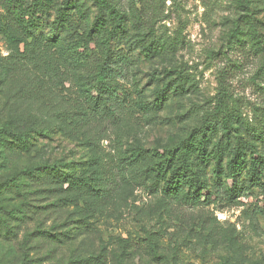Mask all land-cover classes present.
Wrapping results in <instances>:
<instances>
[{
    "label": "rangeland",
    "instance_id": "obj_1",
    "mask_svg": "<svg viewBox=\"0 0 264 264\" xmlns=\"http://www.w3.org/2000/svg\"><path fill=\"white\" fill-rule=\"evenodd\" d=\"M65 5L80 34L104 21L100 36L131 65L120 118L89 134L74 123L99 41L89 52L62 41ZM48 15L30 57L0 35V264H264L252 175L255 160L264 181V0H105L102 13L93 0H53ZM220 101L232 133H208L190 158L217 194L198 206L165 196L146 170Z\"/></svg>",
    "mask_w": 264,
    "mask_h": 264
},
{
    "label": "trees",
    "instance_id": "obj_2",
    "mask_svg": "<svg viewBox=\"0 0 264 264\" xmlns=\"http://www.w3.org/2000/svg\"><path fill=\"white\" fill-rule=\"evenodd\" d=\"M93 2L99 12L102 13L105 0H93ZM238 2H241V0H238ZM52 4L53 0H0V35L12 46V55L30 57L29 54H31L33 49L29 47L33 48L37 40L33 36L31 29L35 30V28L41 26L42 20H46L49 16ZM103 23L104 21L99 24L101 27L98 32V25H94L88 33L83 32L80 34L79 27L75 24L74 14L71 12L69 5H65L58 11L57 24L62 28L63 42L71 38L73 47L89 52L91 44L96 40L99 41L96 42L98 45L96 48L99 51L96 54L97 64L93 67L92 75L86 80L89 85H92V90L86 92V102L83 103L85 107L81 103L77 104L79 111H76V114H80V118L74 123L75 130L84 134L91 133L93 129L100 126L101 122L114 124L120 118L125 105L123 98L120 96L119 83L128 81L130 77L131 65L128 57L112 49L109 35L100 36L104 32ZM28 25H31V28ZM63 37L65 38L63 39ZM58 40V38H53L42 44L41 49L44 51L43 53H47L46 60L48 64L56 61L53 51L57 50ZM21 45H23V52L19 49ZM230 117L231 114L226 103L220 101L214 112L202 121L198 129L193 130L173 151L168 152L164 159L146 170V176L151 175L156 179L162 177L164 195L184 204L198 206L210 200L218 191L215 189L213 192L205 193V184L198 177V174L192 170L190 158L196 147H204L203 144L207 140L208 133L218 132L226 136L232 133ZM7 126L8 124L6 123L4 128ZM2 132H4V129ZM262 142L264 143V140ZM252 164L254 186L264 195V181H262L258 171L259 163L253 160ZM235 169L236 165H233L232 173L235 172ZM53 179L61 180L59 175L54 176ZM69 183L72 186H76V188H82L86 185L81 179H72ZM112 184L104 188H100L102 187L100 186L95 190L103 195L108 194L110 188L115 189L116 181H113ZM237 193L236 198L244 195L242 189H239ZM259 212L264 217V210Z\"/></svg>",
    "mask_w": 264,
    "mask_h": 264
}]
</instances>
